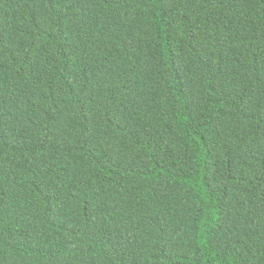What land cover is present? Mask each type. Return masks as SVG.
Here are the masks:
<instances>
[{
    "label": "trees",
    "instance_id": "trees-1",
    "mask_svg": "<svg viewBox=\"0 0 264 264\" xmlns=\"http://www.w3.org/2000/svg\"><path fill=\"white\" fill-rule=\"evenodd\" d=\"M0 264H264V0H0Z\"/></svg>",
    "mask_w": 264,
    "mask_h": 264
}]
</instances>
